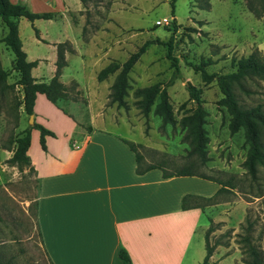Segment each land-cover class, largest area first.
Wrapping results in <instances>:
<instances>
[{
    "label": "rangeland",
    "instance_id": "374dc122",
    "mask_svg": "<svg viewBox=\"0 0 264 264\" xmlns=\"http://www.w3.org/2000/svg\"><path fill=\"white\" fill-rule=\"evenodd\" d=\"M61 1L58 9L41 13L55 21L36 19L34 25L41 31L47 25L49 32L54 33L57 25L68 22L62 20L65 16H70L71 26L79 16L84 21V33L78 35V45L92 61L83 77L80 71L76 73L87 88L83 94L70 83L68 98L62 104L67 112L84 117L83 122L95 115V124L130 137L138 145L142 165L161 164L168 172L190 165L197 174L224 180L227 185L217 194L214 203L194 200L203 210L199 224L212 227L209 240L211 244L217 243L214 251L218 248L219 259L226 256L222 264H245L249 259V243L263 251L264 164H256L255 177L249 174L243 166L248 145L242 129L231 133L227 127L230 115L219 104L221 94L216 80L205 81L201 72L189 65L203 62L207 73H223L231 69V57L246 56L256 48L264 51V11L257 15L250 10L251 3L260 6L261 2L173 0L172 6V0H84V4L76 0L78 4L73 6L74 0ZM163 17H168L169 23L156 24ZM1 21L0 18V39L5 35ZM18 29L19 35L26 37L31 31L28 19L21 18ZM171 36L172 54L179 67L176 77L172 79L174 67L167 59V45L150 44L129 71L130 87L124 96L127 106L112 103L109 92L115 74L101 82L97 79L98 71L110 61H124L147 40L158 37L168 41ZM11 64L12 53L0 40V65L8 73L7 83L13 85L4 91L0 88V147L8 151L14 147L9 141L26 127L29 117L20 109L17 115L15 110L21 92L18 73ZM76 65L74 60L69 66L73 73ZM157 82L166 84L176 118L172 125L161 124V117L153 112L158 96L147 116L136 105L133 90ZM189 84L199 88L207 113L203 125L208 137L204 161L191 152L185 130L179 125L180 119L195 106L189 100ZM245 85L250 92L246 94L237 89L235 92L240 104L252 107L260 103L264 110V78L246 80ZM6 160H0V263L50 264L35 223L38 180L27 165L19 168ZM216 215L222 220L213 222Z\"/></svg>",
    "mask_w": 264,
    "mask_h": 264
},
{
    "label": "crops",
    "instance_id": "0c3cea01",
    "mask_svg": "<svg viewBox=\"0 0 264 264\" xmlns=\"http://www.w3.org/2000/svg\"><path fill=\"white\" fill-rule=\"evenodd\" d=\"M9 1L37 14L62 4L61 0ZM74 1L73 6L78 4ZM36 19H28L31 31L26 37L19 35L25 58L36 61L32 75L37 81L51 79L57 45L68 40L74 52H65L60 79L68 87L76 83V90L85 94L86 83L76 73L80 71L83 77L92 61L78 45L83 19L79 16L71 26L70 16H65L62 20L68 22L57 25L54 33L47 25L44 31L38 29ZM74 60L75 73L69 67ZM33 108L34 122L54 134L44 136L42 147L40 132L31 128L26 152L27 166L38 180L35 223L48 263L123 264L118 257L120 249L128 252L132 264L202 261L208 226L199 224L200 206L182 208V196L190 194V203H196L194 200L212 196L220 188L218 183L197 175L165 178L158 167L138 174L135 153L124 141L134 142L130 137L95 124V115L83 122L84 117L64 112L41 93H36ZM12 152L0 147V160L8 159ZM220 220L217 215L212 218L213 222ZM217 251L207 264L226 260V256L219 259Z\"/></svg>",
    "mask_w": 264,
    "mask_h": 264
},
{
    "label": "trees",
    "instance_id": "16d2710c",
    "mask_svg": "<svg viewBox=\"0 0 264 264\" xmlns=\"http://www.w3.org/2000/svg\"><path fill=\"white\" fill-rule=\"evenodd\" d=\"M84 4V0H79ZM261 2L260 6L257 4H250V10L257 15H260L264 11V0H257ZM172 6H174L173 0ZM0 18L4 24L5 35L0 39L6 45V47L12 53V64L11 67L18 73V85L20 86L21 96L15 102V110L17 115L21 112L24 115H30L34 113V97L36 93L43 94L46 99L50 100L58 108H61L64 112H67L65 107L62 105L63 102L68 98V86L64 84L60 79L62 68L66 64L64 58L65 52H74L68 40L59 42L57 45V55L55 59L56 70L54 75L48 81H37L31 73L35 60H28L25 58V52L22 48V42L17 31V21L19 18H26L29 20L48 18L46 15L37 14L30 10L27 6L22 4L13 3L9 0H0ZM35 33L36 29H35ZM84 33V26L82 28V34ZM162 42L167 45V59L172 62L174 67V75L172 79L179 73V67L177 66V59L172 54V43L173 37L171 36L168 41H163L160 38L154 40L145 41L135 52H131L124 61H110L97 73V79L100 81L106 80L109 76L115 74L114 81L111 85L109 92V100L112 103H116L119 107H126L127 101L124 96L127 93V89L130 87L129 71L132 69V65L138 60L139 57L146 51L150 44ZM231 69L223 73H207L203 68L205 63H192L196 70L201 72V75L205 81L216 80L217 86L221 97L218 99L219 104L225 106L229 113V122L227 127L231 133L242 129L244 135V141L248 145L247 155L244 158L243 166L247 169L252 177L256 175V164H264V110L260 103L255 104L252 107H244L240 104L236 96V89L248 93L250 90L246 87V80H253L255 78H264V51L256 48L246 56L231 57L229 60ZM8 73L0 65V88L2 91L5 89H12L13 85L7 83ZM173 80H170V83ZM76 86L77 84L74 83ZM166 84L157 82L145 87H138L133 90V96L137 98L136 105L140 109L144 116L151 111L152 106L155 103V98L158 96V101L154 107V114H158L161 117V124H174L176 118L174 116L173 108L168 100L166 93ZM199 88L192 84L188 85L189 100L195 102V106L188 115H184L180 119V127L185 130V138L191 146V152L196 153L197 157L204 161L206 156V144L208 142L207 133L203 125L207 115L205 109L202 106V100L199 97ZM20 109V110H19ZM37 129L40 134V143L42 147H45L44 136L54 135L53 132L45 129L41 125L34 122L28 123L26 127L20 130L18 136L14 137L9 141V145L13 144V152L11 156L6 160L10 165H16L19 168L29 165V159L26 154L30 144V129ZM135 153V166L138 174H143L146 171L154 168H160L165 178L173 176H190L197 175L198 177L215 181L220 185V188L208 198L204 200L215 202V197L222 191L227 185L224 180L197 174L192 169V166H184L176 169L175 171L168 172L166 168L161 164L149 163L146 165L141 164V156L137 152V146L131 140L124 139ZM191 195L182 196V208L184 210L189 207L196 206V203H190ZM211 204V203H210ZM36 216V213H35ZM210 222H212L210 220ZM209 222V223H210ZM212 227L210 224L206 228L205 232V249L206 254L203 256L202 261L199 264H207L210 255L213 254L217 243H210L209 233ZM249 259L245 261V264H264V250L262 251L259 247L248 244ZM128 252L125 249H120L118 257L123 264H132ZM3 264V263H0Z\"/></svg>",
    "mask_w": 264,
    "mask_h": 264
},
{
    "label": "built area",
    "instance_id": "2783aa9c",
    "mask_svg": "<svg viewBox=\"0 0 264 264\" xmlns=\"http://www.w3.org/2000/svg\"><path fill=\"white\" fill-rule=\"evenodd\" d=\"M166 23H169L168 17H163L162 19H158V21H156V24H166Z\"/></svg>",
    "mask_w": 264,
    "mask_h": 264
},
{
    "label": "water",
    "instance_id": "95a60500",
    "mask_svg": "<svg viewBox=\"0 0 264 264\" xmlns=\"http://www.w3.org/2000/svg\"><path fill=\"white\" fill-rule=\"evenodd\" d=\"M32 120H34V115L33 114H30L29 117H28V119H27V122L28 123H31Z\"/></svg>",
    "mask_w": 264,
    "mask_h": 264
}]
</instances>
